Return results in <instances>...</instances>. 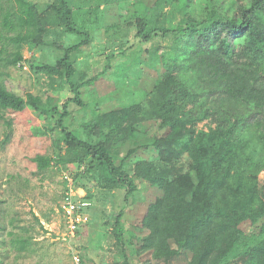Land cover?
I'll return each instance as SVG.
<instances>
[{
    "label": "trees",
    "instance_id": "trees-1",
    "mask_svg": "<svg viewBox=\"0 0 264 264\" xmlns=\"http://www.w3.org/2000/svg\"><path fill=\"white\" fill-rule=\"evenodd\" d=\"M9 1L6 10L0 5V29L16 33L7 37L15 50L3 57L6 49H0V63L21 65L25 46L53 47L58 42L48 43L49 33L76 38L67 46L57 44L62 52L54 63L36 67L49 76L52 87L58 82L73 93L61 108H42L40 97L19 96L0 80V113L42 111L44 134L57 132V140L75 155L62 158L56 140L54 156L33 159L39 172L57 166L70 174L74 185L87 192L89 217V182L111 192L126 189V201L138 190L137 180L157 188L144 223L148 230L159 224L150 245L158 259L184 253L192 255L190 264H264V186L259 178L264 161L257 151L259 145L264 148V0H208L211 9L198 8L199 0H53L45 7L32 0ZM123 4L133 10L139 42L112 52L109 62L117 56L123 60L87 78L88 69L77 67L78 53L92 42L93 32L107 29L115 43L123 42L120 26L104 28L106 14ZM151 67L155 73L148 72ZM111 70L117 72L114 87L127 83L119 89L124 98L138 93L135 103L119 101L118 109L105 112L102 101L89 119L85 111L76 121L79 128L73 127L70 108L86 110L84 94ZM152 122L163 123L162 131ZM201 123L206 129L199 128ZM143 149L155 152V164L148 167L153 173L146 177L134 169L131 176L129 161ZM250 218L253 226L260 224L258 233L240 227ZM175 226L181 237L167 253L157 240ZM114 231L122 242L118 228ZM12 243L22 252L30 239ZM122 264H130L125 254Z\"/></svg>",
    "mask_w": 264,
    "mask_h": 264
},
{
    "label": "rangeland",
    "instance_id": "rangeland-1",
    "mask_svg": "<svg viewBox=\"0 0 264 264\" xmlns=\"http://www.w3.org/2000/svg\"><path fill=\"white\" fill-rule=\"evenodd\" d=\"M32 1L45 7V4L53 0ZM11 4L9 0H0L3 10ZM2 11L0 10V25ZM106 15L108 20L104 28H108L113 23L117 24L122 31L121 40L123 38L124 40L115 43L116 39L113 35L111 36L110 33L106 35L107 29L104 32H93L92 42L82 47L78 53L77 67L79 71L88 69L87 78L100 74L109 64L115 66L123 60L117 56L109 62L112 52L120 51L119 48L122 46L130 47L139 42L135 38L138 25L132 18V9L123 4ZM15 35V32L0 29V49L3 47L6 49L3 57L14 52L15 45L7 37ZM46 38L48 43L58 42L57 44L64 46L76 42L73 35L63 37L59 33H49ZM156 41L153 40L142 46L148 49ZM159 41L167 45L166 41L161 39ZM57 44L53 47L46 45L35 49L25 46L24 62L21 65L14 67L7 66L6 62L0 63L2 73L0 80L10 91L19 96L26 97L28 93H32L40 97L42 108L47 109L55 105L61 108L67 100L74 97L73 93L68 87H60L58 82L53 88L49 76L36 68L44 63H54L58 59V53L62 51ZM143 60H140V63H143ZM122 69L123 67H118L119 71ZM147 70L150 74L155 73L153 67ZM116 73V70H111L106 75H101L98 83L89 90L88 94H84L88 105L86 110L78 106L70 108L73 127L79 128L76 121L86 114L85 111H88L87 118L89 119L90 112L92 113L97 106L101 107L102 101H104L102 108L105 112L117 108L119 101L123 105L135 103V96L138 93L124 98V94H121L119 90L126 86V82L114 87ZM115 88L119 92H114ZM42 113V111L37 112L31 108L24 112L6 110L0 113V200L2 201L0 264H76L75 256L80 259V264H122L124 254L130 260V264H190L191 254L182 253L160 259L153 256L154 249L150 245L157 238L159 224L148 230L144 217L148 204L158 198L159 191L144 181L137 180L138 190L129 199L130 201H126V189L111 192L102 190L95 183L89 182L87 186L93 194L90 222L81 229L77 238L69 239L66 236L63 215L59 210L67 188L63 177L65 170L53 166L46 172H39L33 159L38 155L54 156L58 143L63 147L62 158L75 155L68 150L62 140H57V132L44 134L47 123L46 114ZM150 124H153L155 126L153 128L158 131L164 128L163 123L152 122ZM199 128L206 129L204 123L199 124ZM151 131L150 134L153 133V129ZM7 136L8 140H6ZM263 149L262 145H259L257 151L264 161ZM126 153L127 149H124L121 156H125ZM154 158L155 152L152 149L140 150L129 161L130 175H134V169L142 176L147 177L152 174L153 172L148 167L155 164ZM76 169L75 166L73 171ZM259 178L261 185L264 186V171ZM252 220L250 218L240 227L247 233H258L260 224L253 226ZM116 227L122 235V242L115 238L114 228ZM180 237L181 231L176 226L169 227L168 235L160 236L157 241L167 253H171L175 250L176 241ZM28 238L30 243L26 251L19 252L12 243L14 239ZM261 245L264 248V243Z\"/></svg>",
    "mask_w": 264,
    "mask_h": 264
},
{
    "label": "built area",
    "instance_id": "built-area-1",
    "mask_svg": "<svg viewBox=\"0 0 264 264\" xmlns=\"http://www.w3.org/2000/svg\"><path fill=\"white\" fill-rule=\"evenodd\" d=\"M64 180L67 182V188L63 194L59 210L63 215L64 225L67 231V237L74 239L82 227L90 222L88 208L91 202L85 200L87 193L81 187H76L70 174L64 173ZM82 194L84 196H82ZM76 264H80V259L75 256Z\"/></svg>",
    "mask_w": 264,
    "mask_h": 264
},
{
    "label": "clouds",
    "instance_id": "clouds-1",
    "mask_svg": "<svg viewBox=\"0 0 264 264\" xmlns=\"http://www.w3.org/2000/svg\"><path fill=\"white\" fill-rule=\"evenodd\" d=\"M229 6H231V4ZM197 7L200 9H202L203 7H208L209 9H211L212 4L209 3L208 0H199Z\"/></svg>",
    "mask_w": 264,
    "mask_h": 264
}]
</instances>
